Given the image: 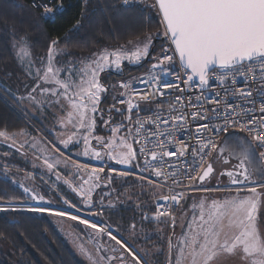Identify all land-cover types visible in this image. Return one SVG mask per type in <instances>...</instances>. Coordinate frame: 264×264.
Returning <instances> with one entry per match:
<instances>
[{
	"label": "snow or ice",
	"instance_id": "6c2138e0",
	"mask_svg": "<svg viewBox=\"0 0 264 264\" xmlns=\"http://www.w3.org/2000/svg\"><path fill=\"white\" fill-rule=\"evenodd\" d=\"M54 2L33 0L32 7L49 18L63 10L62 0L55 8ZM114 2L142 15L155 10L162 31L67 61L60 39L53 38L39 64L26 38L13 39L18 65L31 83L24 92L5 91L18 106L58 108L63 114L48 130L51 137L39 129L36 136L0 129V143L21 156L31 154L33 168L42 169L19 180L10 176L9 165L0 169V184L20 190L19 195L0 194V221L15 226L18 218H31L25 213L75 221L91 230V248L74 241L88 264H150L155 253L136 247V239L123 238L119 226L103 219L107 209L116 208L111 198L116 189L94 199L97 189H109L115 177L132 176L129 169H137L135 179L155 203L141 222L155 223L161 239V225L170 229L165 264H264V0ZM82 3L87 11L89 0ZM75 27H81L80 20ZM159 37L166 46L152 55L147 73L116 83L102 79L107 73L122 76L125 63L141 65ZM109 96L112 103L104 110L102 101ZM97 119L110 135L96 134ZM71 148L99 164L66 155ZM61 183L79 203L63 194ZM128 232L139 235L135 222Z\"/></svg>",
	"mask_w": 264,
	"mask_h": 264
},
{
	"label": "trees",
	"instance_id": "16d2710c",
	"mask_svg": "<svg viewBox=\"0 0 264 264\" xmlns=\"http://www.w3.org/2000/svg\"><path fill=\"white\" fill-rule=\"evenodd\" d=\"M32 1L0 0V129L9 132L36 128L34 122L22 116L19 106L5 91L6 88H14L10 84L13 80L11 73L15 69L12 50L14 38L17 41L21 37L26 38L36 57L47 53L53 38L60 39L59 48L64 49L68 55L88 57L100 46H118L127 43L128 39H135L136 36H156L162 31L155 10L147 15L124 11L114 0H89L87 11L82 0H62L63 10L52 19L42 18L40 12L30 5ZM77 20L81 22L78 30L75 27ZM160 46L161 42L153 44L151 55L141 65L124 66L122 76L107 73L102 74V79L116 83L126 76L142 72ZM111 103L110 96L102 101L106 105ZM0 149L11 154L7 158L0 156V163L19 169L25 167L19 158L21 155L14 149L3 144H0ZM5 192L10 196L20 194L19 189L14 192L12 186L0 184V194ZM70 195L67 196L71 197ZM73 202L77 203L74 200ZM140 213L138 208L119 207L106 210L103 219L114 227L119 226L123 238L131 241L134 237L129 235L128 228L132 222L137 224ZM23 215L31 218H18L15 226L0 221V264H81L61 240L48 216ZM75 227L79 231L83 230L76 224ZM164 252L165 249L162 254L157 255L160 258L159 264Z\"/></svg>",
	"mask_w": 264,
	"mask_h": 264
},
{
	"label": "rangeland",
	"instance_id": "374dc122",
	"mask_svg": "<svg viewBox=\"0 0 264 264\" xmlns=\"http://www.w3.org/2000/svg\"><path fill=\"white\" fill-rule=\"evenodd\" d=\"M144 38V37H143ZM143 38H140L141 40H143ZM19 41V40H18ZM126 44V43H125ZM119 46V45H118ZM117 46H113L110 48H114ZM30 48V47H29ZM12 50H13V54H14V49H13V44H12ZM99 48L95 51H98ZM31 52V56L33 57V59L36 60L37 64H39V59L40 57H46L47 53L43 56L40 57H36L33 55L32 51ZM15 57V55H14ZM70 57L73 58H79L81 56H70L68 54L64 55L62 57V59L64 61H67ZM83 57V56H82ZM58 60L61 59V57H57ZM125 66H136V65H129L127 63H125ZM11 76L13 77L12 82H10V84L14 87L12 88V91H19V92H24L25 91V85H30L31 81L30 78L27 77L25 70L20 67L18 65L17 59L15 57V69L14 71L11 73ZM109 105L106 104H102L101 108H103L104 110H107ZM20 112L22 114V116L24 118H28L29 120H31L32 122L35 123V129H24L27 133H31L33 136L37 135V129L40 130V132L42 133H46L49 137H51V133L48 132L49 129H51L54 124L56 123V115L59 113V109H53V108H45V110L43 111H37V109L33 108L30 105H27V103H25L24 106H19ZM59 114H63V113H59ZM117 119H120L117 116ZM30 124V123H29ZM97 129H96V134L99 135H104V136H108L110 135V133L107 131L106 128H104L102 125H100L99 123V119H97ZM32 126V124H30ZM34 130V131H33ZM20 130L17 131H13L10 133H15V132H19ZM3 144V143H0ZM93 144H95V141H93ZM5 145V144H3ZM5 147H7V145H5ZM8 148V147H7ZM1 150V149H0ZM66 155L73 157L81 162H87L90 163L92 165H98L99 162L95 161V160H87L86 158L77 155L79 149L78 148H71L70 150H64ZM8 152V151H7ZM5 153L4 151H0V156L1 157H9L11 156V154L9 153L8 156H3L2 154ZM22 161L23 164H25V167H23V169H19V168H15V167H10L11 171H10V176L16 178V179H22L24 176L25 172H34L39 174L42 169L40 168H33L32 166V156L31 154H29L27 157L21 156L19 157ZM4 166V164L0 163V169H2ZM113 167H120V166H116V165H112ZM19 169V171H18ZM133 169H129V171H132ZM137 170V169H135ZM61 171H64L63 168H61ZM138 171V170H137ZM3 177V173L2 171H0V178ZM52 180H55V177H51ZM132 178L126 177V178H122V177H115L114 178V183L112 185L109 186V189H104L103 187L99 188L96 190V193L94 194V199L99 200L100 198V194L102 192L108 191L111 188H115L116 192L112 193V200L114 203L118 204L119 203H127L126 205H131L133 203V198H137V200L140 198V195H138L137 192H135L133 189L137 188L140 185V181L135 182L136 186H132L130 183L133 181H131ZM224 182H227V179L224 180ZM37 184H40L41 182L39 180L36 181ZM133 183V182H132ZM216 181L213 180L212 184H215ZM59 189L63 192V194L68 197V199L70 200L73 199L75 202L79 203V198L71 192L70 189L67 188L66 185H63L62 183L59 185ZM117 193H120L121 195L119 196V200L116 201V195ZM72 194V196L70 195ZM129 194L131 195V198L129 199L128 196ZM140 194V193H139ZM70 195L71 197L67 196ZM203 195V194H200ZM207 195H214L217 197H221V196H226L228 195V193H209ZM105 205H107L108 203V199H105ZM124 204V203H123ZM59 205V204H58ZM82 207V205H81ZM109 210V209H108ZM32 215V214H30ZM261 215L264 216V210H262ZM47 216V215H44ZM49 221L51 222V225L55 228L56 232L58 233L59 237L61 238V240L65 243V245L69 248V250L72 252V254L76 257V259L81 263V264H88V261L82 256L80 255V253L78 252L75 243H79V244H83L85 248H91V246L88 244L87 242V234L90 231H86L84 228H82L81 226H79L81 228L82 231H79L76 227L75 224L69 220H66L64 218H55V217H50L48 216ZM106 239V238H104ZM75 241V243H74ZM164 258V255H163ZM163 260V259H162Z\"/></svg>",
	"mask_w": 264,
	"mask_h": 264
},
{
	"label": "crops",
	"instance_id": "0c3cea01",
	"mask_svg": "<svg viewBox=\"0 0 264 264\" xmlns=\"http://www.w3.org/2000/svg\"><path fill=\"white\" fill-rule=\"evenodd\" d=\"M132 172L134 173V175L130 176V178H132L131 181L133 180L132 181L133 183L131 182L132 183L131 185L134 187V186H136L135 182H137V180L135 179V176L139 175L140 173L135 169H133ZM133 190L135 192H137L138 195H140V198L138 200H137V198H133V203L131 205H126L127 203H125V202H123L124 204L118 202V204H116V208H119V207L123 208V207H129V206L137 208V203L140 204V208H138V209L141 210V213L139 216V220L137 222L139 235L134 238V239H136V242H137V244L135 246L136 247H143L145 249H148L150 252L155 253L154 255H152L150 257V264H159L160 258L157 257V255L162 254L164 249H165L164 247L166 246L165 224L161 225V227H163V229H164V236H165L164 239H161L160 234L157 233V231H156L157 225L155 223H151L148 221L141 222V215L143 213L146 212L150 215L151 212L154 211L153 205L151 202V199L153 198V194L150 191H148L147 189L142 191L140 185L137 188H134ZM200 194L201 193H196L195 195L200 196ZM115 200L118 201L116 198H115ZM70 201L73 202V200H71V199H70ZM191 202H192V200H191V198H189L188 204H190ZM187 206L188 205L186 204L185 207H187ZM116 208H114V209H116ZM176 215L179 218L180 212L177 211ZM141 223H143L142 230L140 229ZM176 232L177 233L180 232L179 227L176 228ZM145 234H148L151 237V239L146 241L144 239ZM157 248H159V251H157ZM161 259H163V257ZM230 264H239V261H230Z\"/></svg>",
	"mask_w": 264,
	"mask_h": 264
},
{
	"label": "built area",
	"instance_id": "2783aa9c",
	"mask_svg": "<svg viewBox=\"0 0 264 264\" xmlns=\"http://www.w3.org/2000/svg\"><path fill=\"white\" fill-rule=\"evenodd\" d=\"M37 2H38V1H37ZM45 2H47V1H45ZM60 2H61L60 0H55V2L52 4V6L55 8ZM32 4H33V1L30 3V5L32 6ZM32 8H33V7H32ZM34 9H35V8H34ZM36 10H37V9H36ZM39 12H40L41 16L43 17V13H42V11H39ZM56 15H57V14H56ZM56 15H55V16H56ZM55 16H53V17H49V18H44V19H52V18H54ZM162 38H163V37H162ZM161 46H166L165 41H164V38H163V41L161 42ZM161 46L159 47L158 51H157L154 55H159V54H160ZM151 58H152V57H151ZM151 58H150V61H151ZM149 67H150V62L148 63V66H147L142 72H140V73H138V74H132V75L126 76V77L123 78V80H129V79H132L133 77H139V76H141V75L147 73ZM211 83H212L213 85H215V77H212ZM149 114H151V113H147V112H141V113H140L141 116H145V115H149ZM242 135H243V134H242ZM188 143H192V141L189 140ZM137 147H138V146H137ZM138 172H139V171H138ZM152 179H155V178L153 177ZM151 202H152L153 210H154V209H155V203H154V199H153V198L151 199ZM57 206H59V205L57 204ZM68 211L72 212L73 214H76V213L74 212V210L69 209ZM85 211H86V210H85ZM26 214H28V213H26ZM80 215L83 216V212L80 213ZM88 219L92 220V219H100V218L88 217ZM71 222H73L74 224H76V225L81 226L82 228H84L83 225H79V224H78L77 222H75V221H71ZM84 229H85V228H84ZM85 230H87V231H91V230H89V229H85ZM165 230H166V235H167V233L170 231V229L168 228L167 224H165ZM166 249H167V243H166V246H165L164 258H163L161 264H165V254H166Z\"/></svg>",
	"mask_w": 264,
	"mask_h": 264
},
{
	"label": "water",
	"instance_id": "95a60500",
	"mask_svg": "<svg viewBox=\"0 0 264 264\" xmlns=\"http://www.w3.org/2000/svg\"><path fill=\"white\" fill-rule=\"evenodd\" d=\"M160 19V18H159ZM163 41V38H157L153 41V44H155L156 42H162Z\"/></svg>",
	"mask_w": 264,
	"mask_h": 264
},
{
	"label": "flooded vegetation",
	"instance_id": "af4514ba",
	"mask_svg": "<svg viewBox=\"0 0 264 264\" xmlns=\"http://www.w3.org/2000/svg\"><path fill=\"white\" fill-rule=\"evenodd\" d=\"M225 167H227V166H225ZM221 179L225 180V179H227V178H226V177H222Z\"/></svg>",
	"mask_w": 264,
	"mask_h": 264
}]
</instances>
